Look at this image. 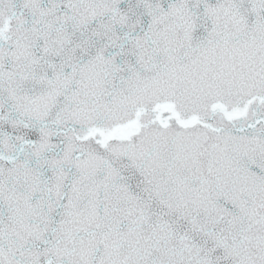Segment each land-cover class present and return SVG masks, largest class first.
Listing matches in <instances>:
<instances>
[{
    "label": "snow or ice",
    "instance_id": "obj_1",
    "mask_svg": "<svg viewBox=\"0 0 264 264\" xmlns=\"http://www.w3.org/2000/svg\"><path fill=\"white\" fill-rule=\"evenodd\" d=\"M0 264H264V0H0Z\"/></svg>",
    "mask_w": 264,
    "mask_h": 264
}]
</instances>
